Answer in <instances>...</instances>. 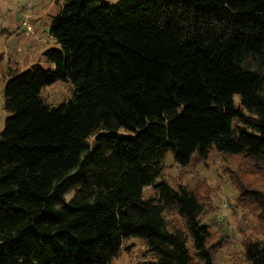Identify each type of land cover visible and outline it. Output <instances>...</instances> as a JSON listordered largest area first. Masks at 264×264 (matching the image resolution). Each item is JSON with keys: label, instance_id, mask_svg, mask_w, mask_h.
<instances>
[{"label": "trees", "instance_id": "1", "mask_svg": "<svg viewBox=\"0 0 264 264\" xmlns=\"http://www.w3.org/2000/svg\"><path fill=\"white\" fill-rule=\"evenodd\" d=\"M56 1L50 67L7 70L0 264H111L133 238L144 264H216L207 197L162 179L169 152L213 150L262 221L243 260L264 264V0Z\"/></svg>", "mask_w": 264, "mask_h": 264}, {"label": "rangeland", "instance_id": "2", "mask_svg": "<svg viewBox=\"0 0 264 264\" xmlns=\"http://www.w3.org/2000/svg\"><path fill=\"white\" fill-rule=\"evenodd\" d=\"M111 3L117 0H107ZM63 5L56 0H0V132L6 113L3 109V93L8 81L7 70L16 67L26 71L32 65L50 67L43 52L57 47L50 35L51 24ZM73 87L68 81L57 82L45 88L42 96L51 105H58L72 96ZM223 157L215 150L207 158L194 155L184 167L175 164L173 153L164 161L162 179L175 187L187 185L207 197V206L201 216L213 234L216 264H246L243 260V243L256 233L262 235L259 216L237 204V195L224 171ZM154 195L152 187L144 196ZM172 224L176 218L169 217ZM150 259L145 243L137 238L124 241L111 264H144Z\"/></svg>", "mask_w": 264, "mask_h": 264}]
</instances>
